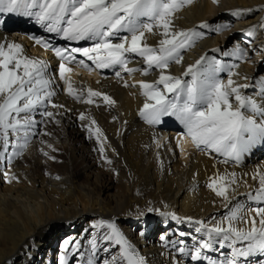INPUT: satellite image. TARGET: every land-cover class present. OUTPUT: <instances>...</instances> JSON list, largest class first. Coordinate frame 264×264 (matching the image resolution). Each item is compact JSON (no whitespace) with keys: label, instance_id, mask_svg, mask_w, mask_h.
<instances>
[{"label":"bare ground","instance_id":"bare-ground-1","mask_svg":"<svg viewBox=\"0 0 264 264\" xmlns=\"http://www.w3.org/2000/svg\"><path fill=\"white\" fill-rule=\"evenodd\" d=\"M249 8L253 11L240 18L231 14L236 9ZM260 8H264V0H194L185 6L176 14L175 27L195 29L203 33V38L183 50L182 64H172L166 71L179 76L189 64L207 55L225 64H239L234 69L240 74L235 78L239 83L264 78V28L259 27L264 22V11L257 10ZM0 19L4 21L0 24V43H19L29 57L41 59L40 49L45 51L42 60H49L54 53L35 44L33 36L52 39L49 42L53 47H62L68 42L78 47L92 44L66 41L44 31L29 17L3 14ZM205 22L209 27H200ZM252 25H257V30L249 36L247 29ZM218 27L222 29L219 32L215 31ZM146 36L149 45H157L159 37ZM236 47L247 53L243 62L224 55ZM79 55H76L77 61L84 59L91 67L74 62L65 77L75 89L85 91V98L86 90L91 88L109 95L115 103L109 106L103 103L102 97L94 98L99 104L97 107L75 100L67 93L68 85L59 78L61 61H55L53 67L49 62L56 90L52 102L64 107L49 106L50 111L62 113L56 116L59 122L39 124L37 131L41 135L33 137L22 157L0 163V264H58L62 241L66 238L80 242L75 257L69 254V264H87L89 258L93 264H103L119 249L109 246L110 252L99 250L93 256L92 239H97L100 249L108 246L101 239L106 229L91 227L101 219L116 222L147 264H207V261H192L190 254H180L179 241H184L183 246L190 253L196 241L205 236L203 231H195L198 227L195 221L203 220L211 226L237 203L255 206L246 193L258 187L252 174L257 169L264 170V144L254 146L239 163L232 160L224 163L225 158L220 154L201 151L189 137L182 136L183 126L174 117H165L158 125H148L139 116L144 97L137 82L154 81L159 70L143 76L140 72L129 74L118 67L99 69ZM128 67L146 65L131 54ZM245 75L248 81L243 80ZM220 78L226 82L227 73H220ZM125 82L129 86L125 87ZM247 94H253V89H248ZM81 112L94 118L103 131L107 138L104 155L111 164L103 159L95 137L89 138L90 134L82 127L87 121L79 119ZM36 119L41 117L37 115ZM44 132L50 135H43ZM41 149L49 155L45 156ZM217 172L236 173L235 192L230 193L233 198L228 208H225L226 201L207 187L209 177ZM5 173L8 177L16 176L17 180L8 182ZM56 176L60 179H55ZM149 207L154 211L148 212ZM167 213H175L181 219L173 220ZM164 223L171 227L162 229ZM141 231L144 235H140ZM180 232L186 235L180 236ZM161 236L166 240L162 241ZM216 248L206 254L214 259L230 255V249H219L218 245ZM256 257L242 264H257L260 257Z\"/></svg>","mask_w":264,"mask_h":264},{"label":"snow or ice","instance_id":"snow-or-ice-1","mask_svg":"<svg viewBox=\"0 0 264 264\" xmlns=\"http://www.w3.org/2000/svg\"><path fill=\"white\" fill-rule=\"evenodd\" d=\"M194 0H0V15H17L34 19L44 31L59 35L66 41H90V47H53L43 37H31L35 44L54 51L59 63V78L68 85L67 93L77 101L96 104L94 98H101L106 105H114L115 101L107 94L91 88L77 90L65 77L69 67L76 62L80 66L89 67L84 59L77 61L76 54L91 61L99 69L120 68L129 74L140 72L148 76L154 69L158 77L151 82L138 81L141 95L144 97L139 116L148 125H158L165 117H174L183 126L182 135L191 139L195 147L201 151L215 152L223 156L224 163L229 160L239 163L244 154L254 146L264 144V78H253L252 83H239L236 77L240 74L239 64H225L221 60L201 56L189 64L181 75H172L166 70L172 64H182L183 50L193 47L203 33L195 29H177L174 24L176 14ZM218 2V0H214ZM264 11V8L257 9ZM253 9H236L231 14L237 18L251 13ZM4 21L0 19V24ZM208 28L207 22L200 25ZM259 27L264 28V22ZM222 29L218 27L215 31ZM257 25L247 29L253 36ZM146 34L159 37L156 46L147 42ZM213 51H218L213 49ZM142 59L146 67H128L130 55ZM243 62L247 53L240 47L231 52H224ZM49 62L29 57L19 43H0V163L9 162L22 157L33 137L41 135L37 131L39 124L56 121V116L64 106L52 102L56 96L55 77L50 74ZM227 73V81L220 78V73ZM116 75L119 77L120 72ZM189 77V79H185ZM243 80L248 81L246 75ZM129 86L125 82V87ZM133 87L136 84L132 85ZM253 94H247L248 89ZM41 117L40 120L36 116ZM89 138L95 137L100 145L99 151L106 163L112 161L105 153L107 138L94 118L84 112L79 114ZM115 119V118H113ZM57 123L59 121H56ZM43 135H50L44 132ZM44 143V141H41ZM179 145V141L177 142ZM49 148L55 149L51 144ZM10 151V155H8ZM43 152V149H41ZM48 156V152H43ZM55 159L54 157H49ZM8 182L17 180L16 176L8 177ZM59 180L60 177L56 176ZM252 179L258 187L246 193L247 199L255 206L237 203L211 226L203 220H197L195 231L205 233L196 241L194 250L183 246L177 250L182 255L190 254L192 261H207V264H242L252 257H260L257 264H264V170L257 169ZM236 173H219L209 177L207 187L216 196L222 197L225 208L232 201L230 193L235 192ZM148 212L154 209L149 207ZM158 211V210H156ZM143 215V213H141ZM173 220H180L175 213H167ZM189 221L191 217L187 218ZM243 225V226H241ZM91 227L104 230L101 239L108 246L98 248L97 239L90 241L93 256L99 250L110 252L109 246L118 247L116 255L105 259L103 264H147L146 258L126 238L117 223L110 220H99ZM140 235H144L141 231ZM180 236L186 233L180 232ZM160 239L166 240L165 236ZM196 240L195 237H193ZM243 245L238 247L237 245ZM219 249H230V255L224 259H214L206 252ZM80 242L70 239L62 241L58 264H69V254L73 258L79 252ZM83 255V253H81ZM87 264H93L91 258ZM178 264V262H177Z\"/></svg>","mask_w":264,"mask_h":264},{"label":"rangeland","instance_id":"rangeland-1","mask_svg":"<svg viewBox=\"0 0 264 264\" xmlns=\"http://www.w3.org/2000/svg\"><path fill=\"white\" fill-rule=\"evenodd\" d=\"M218 21V20H217ZM218 23H219V21H218ZM232 39H234V37L232 38ZM232 44V43H231ZM64 90V89H63Z\"/></svg>","mask_w":264,"mask_h":264}]
</instances>
